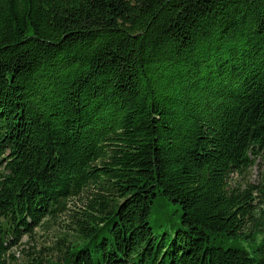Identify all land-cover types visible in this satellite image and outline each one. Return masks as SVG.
I'll list each match as a JSON object with an SVG mask.
<instances>
[{
	"label": "trees",
	"instance_id": "trees-1",
	"mask_svg": "<svg viewBox=\"0 0 264 264\" xmlns=\"http://www.w3.org/2000/svg\"><path fill=\"white\" fill-rule=\"evenodd\" d=\"M263 154L264 0H0V264H264Z\"/></svg>",
	"mask_w": 264,
	"mask_h": 264
},
{
	"label": "rangeland",
	"instance_id": "rangeland-1",
	"mask_svg": "<svg viewBox=\"0 0 264 264\" xmlns=\"http://www.w3.org/2000/svg\"><path fill=\"white\" fill-rule=\"evenodd\" d=\"M264 178V154L260 155L253 166H251L243 175L234 174L230 180L231 186H241L244 188L247 183L260 185ZM261 207H264V204H261ZM173 209V206H170ZM180 212V210H179ZM61 221H59L58 225H55L53 232L61 229L60 224L64 222V216H62ZM161 222V218H156L155 216L151 217V225L153 227H157V225ZM264 227V226H263ZM264 229V228H263ZM51 231H42L38 232V235L35 239H32L30 242H26V237H23L21 242L13 248L14 256L16 258L17 263H22L26 257V251H31V245H36V248L40 249L42 246H49V238Z\"/></svg>",
	"mask_w": 264,
	"mask_h": 264
}]
</instances>
